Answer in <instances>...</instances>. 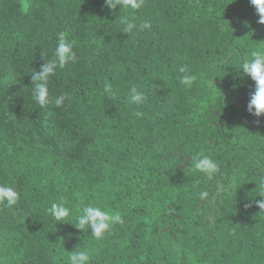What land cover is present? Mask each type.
Returning <instances> with one entry per match:
<instances>
[{
	"label": "trees",
	"instance_id": "obj_1",
	"mask_svg": "<svg viewBox=\"0 0 264 264\" xmlns=\"http://www.w3.org/2000/svg\"><path fill=\"white\" fill-rule=\"evenodd\" d=\"M120 12L105 0H0V183L20 194L0 205V264H70L78 246L90 264H264V118L248 113L256 85L240 71L264 52L255 8L144 0L132 15L151 28L133 33ZM61 34L78 60L50 77L49 99L64 104L41 107L31 73ZM200 154L218 164L210 176L193 166ZM54 202L70 209L64 223ZM88 205L122 222L93 238L72 225Z\"/></svg>",
	"mask_w": 264,
	"mask_h": 264
},
{
	"label": "clouds",
	"instance_id": "obj_2",
	"mask_svg": "<svg viewBox=\"0 0 264 264\" xmlns=\"http://www.w3.org/2000/svg\"><path fill=\"white\" fill-rule=\"evenodd\" d=\"M144 0H105L106 7L111 10L113 15H116V10L121 12L118 16V21L124 26L126 33L134 31L149 30L151 23L143 21L139 25L134 20L133 13L141 9ZM251 5L255 8L256 14L259 17L258 23L264 25V0H250ZM127 11V15L124 13ZM78 60L77 54L74 51V45L71 41L65 39L61 34L55 48L54 56L47 59L46 63L42 64L39 71L33 68L31 73L32 97L41 106L45 107L49 103H54L55 107H61L65 100V95L57 96L54 101L49 99L50 77L56 74L57 68H64L65 65L74 63ZM181 74L179 83L185 88H191L197 79L187 66L178 68ZM240 71L244 76L250 77L255 82V90L250 95L247 106L248 113L257 119L264 118V52L253 51L250 58L246 59L240 65ZM146 96L143 91L139 90L138 86H132L127 96V103L132 105H141L145 102ZM137 116L142 113L137 112ZM194 168L204 176H210L217 168V162L207 155L200 154L199 157H193ZM209 196L208 191L199 192L201 200ZM264 198V192L259 196ZM20 199V194L15 187L5 183H0V205L6 208H12L17 205ZM256 205L264 211V199L255 201ZM48 213L53 217L57 224L64 223L65 219L70 215V209L65 206V203H52L48 208ZM122 222L121 215L117 212L110 213L102 209L100 206L88 205L81 209V214L77 216L76 223L72 224L77 229L84 231L89 229L91 237L100 239L105 233L109 232L112 225ZM68 260L70 264H90V254L86 249H81L80 246L75 251L69 252Z\"/></svg>",
	"mask_w": 264,
	"mask_h": 264
}]
</instances>
